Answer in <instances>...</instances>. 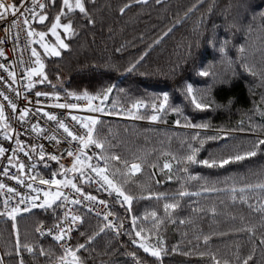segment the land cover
Segmentation results:
<instances>
[{"label":"trees","instance_id":"16d2710c","mask_svg":"<svg viewBox=\"0 0 264 264\" xmlns=\"http://www.w3.org/2000/svg\"><path fill=\"white\" fill-rule=\"evenodd\" d=\"M121 3L123 0H96L92 8L96 23L93 25L80 20L78 35L70 40L65 38L70 48L62 50L60 57H44L45 71L56 88L36 84V89L63 94L65 89L77 93L86 90L94 95L109 85H116L109 99L103 102L105 110L107 107V113L111 114H106L100 120L96 131L107 142L106 146H110L112 153L129 161L133 154H138L146 155L149 162L158 161L162 165L166 157L161 153L182 154L196 132H200L202 137H219L205 141L199 153L201 159L208 158L210 154L216 157L228 155L233 145H243L256 135L264 136L259 130V126L264 124V18L260 15L264 12V0H161L160 4L149 0L147 5L134 6L124 15L118 11ZM193 4L196 7L188 12ZM209 5H212L211 9ZM233 23L238 27H231ZM198 25V30L202 31L199 37L194 31ZM213 25L217 26L218 41H231L228 48V58L234 62L231 66L221 60L219 44L214 48L207 42ZM169 27L172 31L163 36L158 44H153ZM190 44L192 55L187 58ZM148 45L152 47L149 49ZM240 46L245 48L243 54L238 51ZM117 48H121V51L117 52ZM145 51L148 54L136 71H124ZM242 63H246L256 75L242 67ZM177 64V75L173 77L171 71ZM203 69H208L211 75L200 77L197 73ZM182 81L192 83L199 89L210 88L208 98L214 101L211 108L204 112L185 109L184 113L194 123H209V129L177 126L175 120L180 118L183 125V118L171 112L164 118L166 123L133 120L124 114L133 99L148 101L162 92L169 93L174 105L182 106L186 103L178 91ZM119 89L124 91L120 92ZM254 126L256 130H250ZM262 166L264 155L232 162L223 168L193 166L192 174H199L204 179L188 182V191L198 194L180 199V206L172 213L176 222L172 223L165 218L164 199L157 201L155 197L148 198L147 193H140L138 184L149 183V176L154 171L145 164L141 172L129 173L131 180L127 189L136 197L132 212L125 211L127 205L121 207L116 200L111 202L116 221L118 224L121 221L124 223L120 234L115 236L109 231L99 233V220L81 211L83 223L77 228L72 244L83 243L86 235L99 233L90 248L82 250L88 264H135L133 257L128 255L133 251L137 257L151 262L155 258L132 244L126 233L131 231L132 215L139 218L138 225L150 226L151 219L144 221V217L156 211L159 217L165 218L160 235L169 253L163 257V264H209L207 256L198 255L206 250L202 238L196 239L197 236L209 234L211 239L207 250L230 259L232 264H235L237 247L241 256L254 251L250 264H264V246L259 244V237L264 233L262 219L239 199L234 202L230 190V178L245 177L250 168L258 170ZM155 172L160 183L151 181L153 190L171 198L178 191L179 182L166 180L158 169ZM204 186L217 190L204 191ZM87 190L90 191L89 187ZM258 198L260 194L254 193L250 202L255 205ZM212 208L216 209L215 214ZM180 220L185 223L181 224ZM15 223L16 229H13L11 220L0 217V257H3L4 264H18L19 258L14 248L17 230L22 243L35 246L31 254L22 250L25 264H49L54 257L41 255V247L52 249L55 255L60 254L53 242L41 239L35 231L41 223L46 226L53 224L51 210L37 208L31 213H21ZM244 224L255 225V237L250 238L246 232L235 231ZM81 232L85 236H81ZM151 239L154 242L155 236ZM173 247L177 248L176 252L171 251ZM184 252L189 254L184 255Z\"/></svg>","mask_w":264,"mask_h":264},{"label":"snow or ice","instance_id":"6c2138e0","mask_svg":"<svg viewBox=\"0 0 264 264\" xmlns=\"http://www.w3.org/2000/svg\"><path fill=\"white\" fill-rule=\"evenodd\" d=\"M148 2L149 0H123V3L118 7V11L121 15H124L134 6L147 5ZM95 3L96 0H0V23L7 25L3 27V31L7 36L11 33V29H16L13 36V50L15 51L19 45L21 30L26 34V46L30 49V57L27 62L23 60L21 55L19 63L25 65V67L23 68V74L18 76L16 71L18 62L16 60L8 62L5 49L0 47V57L4 58L5 61L0 63V70L7 74V77L0 75V81L7 85L17 99L21 98L23 93L22 98L25 101V104L19 105L17 99L10 97L6 91H0V98L7 102L6 104L0 103V137L3 138L4 142L14 141L15 144V147L11 145L6 147L5 143H0V159L6 161L5 165H0V169H2L0 170V176L6 178L7 181H15V185H11L4 180H0V194L3 195V199L0 201V217H7L12 221L13 229H16L15 222L21 213H31L33 209L37 208L45 211L51 210L53 214L52 226L45 228L41 223L35 229L40 236H45L47 233V236H50L61 249L59 255H55L52 249L45 250L43 247L39 249L41 255L54 257L49 264H88V258L82 255V250L87 251L90 248L95 236L104 232L105 229H111L116 235H119L124 228L123 221L117 224L111 219L115 214L109 208L108 200L87 190V187H91L93 183L99 186L96 188L97 192L103 189L109 196L114 194L121 207L127 205L125 211L131 213L133 201L136 197L127 189V185L131 180L129 173H139L142 167L147 164L154 171L149 176V183L138 184L140 193L141 195L147 193L148 198L155 197L157 201L164 199L165 218L169 222L175 223L172 213L180 206V199L198 194L189 192L186 185L190 181L204 179L199 174H192L191 169L193 166L203 165L207 168H223L232 162H243L258 155H264V136L256 135L243 145H233L228 155L216 157L210 154L208 158L201 159L199 153L205 141L215 140L219 137L212 135L202 137L200 132H196L191 136L182 154L161 153L162 156L166 157L162 165L158 161L149 162L146 155L138 154H133L131 161H129L119 154L112 153L110 146H106L107 142L100 138L96 131V126L100 123L97 117L74 115L71 111H68L66 115L70 116L71 121L84 130L81 133L74 126L70 127L69 123L62 118V115L65 114L39 107L38 105L43 103L40 98L44 97L45 101H55L49 105L51 108L82 109L92 113L111 114L110 112L106 113L102 105L104 101L109 99L113 90L117 88L114 84L94 95L86 90L77 93L65 89V100L76 102H61L59 91L50 92L36 89V84H47L52 89L56 88V85L52 83L45 71L44 57H60L62 50L70 48V44L66 42L65 37L70 40L78 35L77 28L80 20H85L88 24L93 25L96 23L95 17L92 15V8ZM155 3L160 4L161 0H155ZM195 7L196 5L193 4L188 12H191ZM211 7L212 5H209V9ZM188 12L185 13V16L188 15ZM260 15L264 18V12ZM216 27V25H213L212 34L207 42L214 48L219 44L218 51L221 54V60L231 66L234 63L228 58V48L231 41H218ZM231 27L236 28L238 25L233 23ZM198 29L199 25L194 31L197 32L199 37L202 35V31ZM171 31V27L167 28L161 37L153 41V44H158L163 36H167ZM49 33L54 41L46 40ZM3 43L4 41L0 40V45ZM196 43L199 46V39ZM31 45H39L43 51L31 47ZM151 47L152 45H148L149 49ZM188 47L187 58H190L192 45L190 44ZM116 51H121V48H117ZM238 51L243 54L245 48L240 46ZM147 54V51H145L137 60L130 62L124 71L129 73L136 71ZM187 58L184 61L185 63ZM241 66L251 72L252 75H256L246 63H242ZM178 68L179 64L173 67L171 71L173 77L177 75ZM197 74L200 77L211 75L208 69L199 70ZM25 80L26 83H24ZM13 85L20 86L13 87ZM33 91L35 100L29 95ZM119 91L123 92L124 90L119 89ZM178 91L186 102L182 106L174 105L171 102L169 93L162 92L148 101L133 99L124 114L133 120L166 123L167 121L164 118L171 112L176 114L177 117L183 118V125L180 118L175 120L177 126L191 129H209V123H194L184 113L185 109L204 112L211 108L214 101H209L208 98L210 88L199 89L194 87L192 83L182 81ZM81 100L86 101V104L81 105L79 103ZM97 100L100 102L99 104L93 103ZM7 109H10L8 115H6ZM141 109H144V111L142 112ZM42 120L44 124H41ZM250 130L255 131L256 127L254 126ZM259 130L264 133V124L259 126ZM22 135L28 136L29 140L21 139ZM37 137H43L49 142H54L52 147L55 151H46L44 144L32 142ZM65 142L68 147L64 149V152H61L60 147ZM73 142L77 145L75 148L72 147ZM92 146L100 151L90 154L88 149ZM9 153L11 154L9 155ZM64 153L67 157L72 158L71 167H66L62 162ZM20 154H23L26 160L21 159ZM49 162H56L58 169L52 171L50 178H47L36 169L39 163H43L45 168L49 167ZM12 169H15V172H12ZM156 169L163 173L166 180L179 182L180 187L171 198H168L163 192L153 190L151 181L156 184L160 183V180L156 179ZM58 176L62 178H57ZM248 177H255V179H249ZM230 179L232 180L230 186L232 200L235 202L239 199L241 203L247 204L250 210L258 213L262 219L261 226L264 227V166L258 170L250 168L245 177ZM132 182L137 183V181ZM24 189L28 191L25 192ZM65 189L68 191H65ZM202 190L216 191L217 189H209L204 186ZM254 193L260 194V198H258L255 205L250 202V198ZM13 201L15 202L13 203ZM79 208L86 209L88 213L102 216L104 223L99 228V233L85 236V233L81 232L80 235L85 236V241L72 244L73 231L83 223V216L79 214ZM211 211L215 214L216 209L212 208ZM149 218L151 219V225L145 226L137 224L139 218L136 215L131 216V231L126 233L130 236L131 243L155 258L149 262L137 257L134 251L128 253L133 257L135 264H163V257L169 253V249L160 235V229L165 223V218L159 217L156 211L146 214L144 221H148ZM179 222L181 224L185 223L184 220ZM235 231L246 232L250 238L256 236V228L252 224H244ZM219 235H226V233H219ZM152 236H155L154 242L151 239ZM201 238L206 250L200 251L198 255L201 257L207 256L209 264H232L230 259L220 256L217 252L207 250V245L211 239L210 234L196 237L197 240ZM259 244L264 246V233L259 237ZM14 248L16 256L19 258L18 264H25L21 254L22 250L31 254L34 252L35 246L28 242L22 243L17 230ZM171 251L176 252L177 248L173 247ZM183 254L188 255L189 253L184 252ZM253 259L254 251L249 252L246 256H241L237 247L235 264H250ZM0 264H4L3 257H0Z\"/></svg>","mask_w":264,"mask_h":264},{"label":"built area","instance_id":"2783aa9c","mask_svg":"<svg viewBox=\"0 0 264 264\" xmlns=\"http://www.w3.org/2000/svg\"><path fill=\"white\" fill-rule=\"evenodd\" d=\"M6 26L7 25H4V24L0 23V40H3L4 41V43L2 45H0V47H3L5 49V51L7 53V57H8V62H11L12 60H16L18 62L17 63V66H16V71H17V74L19 76V75H22L23 74V68L25 67V65L19 63V60L21 58V55L23 56V60L25 62H27L29 60V57H30V49H29L28 46H26V44H27L26 34H25V32L23 30H21V32H20V38H19V45L16 47V49L14 51L13 50V47H14L13 36L15 35L16 29H11V33L6 36L5 32L3 31V27H6ZM31 47H33V45H31ZM3 62H5L4 61V58L0 57V63H3ZM0 75H3L5 77H7V74L4 73L3 70H0ZM24 83H26V80L24 81ZM19 86L20 85H13V87H19ZM0 91H6L9 94L10 97H12L13 99H17L15 97V94L7 87V85L3 81H0ZM29 95H31L32 98H33V100H35L34 91L33 92H30ZM22 96H23V93H22ZM22 96H21V98L17 99V103L19 105L25 104V101L23 100ZM64 96H65V94L61 93V102H76L74 100H65ZM40 99H41V101H43V103L41 105H38L39 107H45L47 110H50V111H53V112H56V113H59V114H65V115H62V118L65 119V121L67 123H69V126L70 127H73L74 126L81 133H83L84 130L83 129H80V126L78 124H75V122L71 121L70 116L66 115V113L68 111H71L72 114L79 115V116H95L99 120H101L102 118H104V117L107 116L104 113H98V112L97 113H92V112H88V111L82 110V109L66 110V109L51 108V107H49V105H51L52 103H54L55 102L54 100H47V101H45V98L44 97H41ZM0 103H5L6 104L7 102L6 101H3V99L0 98ZM79 103L81 105H85L86 104V101L81 100V101H79ZM93 103L99 104L100 102L97 100V101H94ZM9 113H10V109H7L6 110V115H8ZM13 123H15V122H13ZM41 124H44V121L43 120L41 121ZM21 139L29 140V137L28 136H25V135H22L21 136ZM32 142L44 144L45 145V148H46V151H55L53 149V147H52V144L54 142H49L48 140L44 139L43 137H37L36 140L35 141H32ZM0 143H5V146L6 147L9 146V145L15 147L14 141L4 142L2 137H0ZM76 146H77L76 143L73 142L72 147L75 148ZM66 147H68L67 143L66 142L65 143H62V145L60 147V151L61 152H64V149ZM98 151H99V149H95L94 146H92V147H90L88 149V152L90 154H92L94 152H98ZM10 154L11 153H9V155ZM20 155H21V159L26 160V158L23 157V154H20ZM71 160H72V158L67 157L66 153H64V159L62 160V162L66 165V167H71ZM5 164H6V161L0 159V165H5ZM57 169H58V165L56 164V162H49V167H47V168H45V166H44L43 163H39L37 165V169L36 170L39 171L45 177L50 178V173L52 171H54V170H57ZM0 170H2V169H0ZM12 172H15V169H12ZM57 178H62V177H57ZM0 180H4L5 182H7V183H9L11 185H15V181H7L6 178H4L2 176H0ZM16 186L19 187L18 185H16ZM97 187H99V186L96 185L95 183H93L91 185V187H89V189H90V191L93 194L98 195L101 198H104V199L108 200V202H109V208L113 211V206H112V203L111 202L116 200L115 199V195L113 194V196H109L108 193H106V192L103 191V189H101L99 192H97L96 191V188ZM24 191L27 192L28 190L27 189H24ZM65 191H68V190L65 189ZM2 199H3V195L0 194V201H2ZM14 202L15 201H13V203ZM100 210L102 211L103 209L101 208ZM78 211H79V214H81V211L87 212V210L84 209V208H79ZM88 214L96 217L99 220L100 225L101 226L103 225L104 221H103V217L102 216H97L95 213H88ZM111 219H113L118 224V222L115 219V216H113ZM45 228H48V226H45ZM105 231H109L113 235L116 236V233L113 230H111V229H105ZM76 232H77V229H75L73 231L72 237L75 236ZM40 237L41 238H46V239L52 240V238L50 236H47V233L45 234V236H40ZM53 243L56 245L58 251L61 252V249L59 248V246L54 241H53ZM71 243H72V241H71Z\"/></svg>","mask_w":264,"mask_h":264},{"label":"rangeland","instance_id":"374dc122","mask_svg":"<svg viewBox=\"0 0 264 264\" xmlns=\"http://www.w3.org/2000/svg\"><path fill=\"white\" fill-rule=\"evenodd\" d=\"M66 38V37H65ZM46 40H50V41H54V38L51 37V34L49 33V35L46 37ZM33 47H36L39 51H43L42 49H40L39 45H33ZM105 104H103V107L105 108ZM106 110H107V107H106ZM107 113V111H106ZM40 237V236H39ZM41 238V237H40ZM42 239V238H41Z\"/></svg>","mask_w":264,"mask_h":264},{"label":"bare ground","instance_id":"6f19581e","mask_svg":"<svg viewBox=\"0 0 264 264\" xmlns=\"http://www.w3.org/2000/svg\"><path fill=\"white\" fill-rule=\"evenodd\" d=\"M46 226V225H45ZM52 225H49L48 227H51ZM42 239H45V240H49V241H51V242H53L52 240H50V239H46V238H42Z\"/></svg>","mask_w":264,"mask_h":264}]
</instances>
